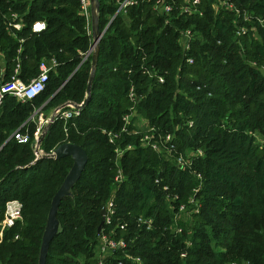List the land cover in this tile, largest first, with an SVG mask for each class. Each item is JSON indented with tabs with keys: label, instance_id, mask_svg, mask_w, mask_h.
Segmentation results:
<instances>
[{
	"label": "trees",
	"instance_id": "16d2710c",
	"mask_svg": "<svg viewBox=\"0 0 264 264\" xmlns=\"http://www.w3.org/2000/svg\"><path fill=\"white\" fill-rule=\"evenodd\" d=\"M228 1L264 18V0ZM213 2L203 0V15L181 16L167 24L152 3L142 1L110 23L116 2L100 0V29L107 30L91 99L79 116L52 123L42 141L46 151L73 142L89 156L72 196L59 207L60 229L46 264H97L98 227L114 190L116 212L110 227L117 238L128 241L141 264H264V27L233 10L216 11ZM80 8L79 0H0L5 79L18 58L24 81L37 75L42 59L55 57L59 62L41 95L27 102L9 95L0 107V207L11 199L23 204V223L6 230L0 243V264H39L52 199L74 162L70 156L34 162L33 140L21 143L15 134L33 137L37 120L31 116L38 108L50 113L68 100L85 99L92 55L84 58L92 33ZM12 13L24 22L16 36L7 25ZM36 20H45L47 29L34 33ZM243 25L249 30L238 35ZM187 28L194 37L185 51L179 38L180 30ZM132 86L139 98L136 104L129 97ZM134 104L129 130L143 118L157 133H173L174 155L144 146L146 127H137L139 133L123 132L110 143L104 130L120 132ZM118 147L125 150V179L119 185ZM198 149L203 155L191 167L177 166L178 154ZM175 194L179 198L171 197ZM194 195L199 212L190 222L176 220L180 204L193 207L189 199ZM139 216L152 217L154 228L139 226ZM117 223H127V229ZM174 226L182 227V233Z\"/></svg>",
	"mask_w": 264,
	"mask_h": 264
},
{
	"label": "built area",
	"instance_id": "2783aa9c",
	"mask_svg": "<svg viewBox=\"0 0 264 264\" xmlns=\"http://www.w3.org/2000/svg\"><path fill=\"white\" fill-rule=\"evenodd\" d=\"M150 2L152 3L153 9L162 17H165L167 24L172 20H177L181 16H189V15H203V10L201 6L203 5V0H115L117 10L111 19L110 23L113 19L119 14H126L129 7L139 4L140 2ZM80 2V13L84 15L87 19L90 33H92L91 26V0H79ZM220 7H224L229 10L235 11V13L239 16H243L245 21L255 20L260 26L264 27V18L263 17H253L248 12H242L241 9L237 8L233 3L228 0H214L213 8L218 11ZM253 22V21H252ZM109 23V24H110ZM108 24V25H109ZM8 29L16 36V32L22 30L24 27L23 19L20 17L18 13H12L10 20L7 22ZM108 27V26H107ZM255 28V27H254ZM32 31L34 33H40L47 29V23L45 20H36L32 24ZM253 29V28H252ZM248 27L246 25L240 26L237 29L238 35L246 34L248 31ZM194 37V33L192 29H181L180 30V38L179 43L185 51H188L191 47V41ZM24 38L20 39V42H24ZM21 50V49H20ZM19 50V52H20ZM90 55L89 51L85 54L84 60ZM189 63H194V59L189 57L187 59ZM5 58L4 53L0 51V107L3 104V101L6 96H14L18 100L22 102H27L37 98L41 95L46 87L47 83L50 79V74L53 70L57 68L59 62L55 57L50 59L44 58L40 61L38 65V73L33 76L29 81H24L20 77L21 73V61L18 58L17 63L14 68V72L10 76L9 79H5ZM264 74V66L261 68ZM149 72V71H148ZM164 76H159V81L164 82ZM201 87L198 86V89ZM130 99L136 104L138 101V96L136 95L135 89L132 86L129 91ZM83 101L80 103L68 100L64 104L55 107L52 110V113L49 115L45 114L43 111L38 110L32 116L31 119L37 120V127L33 133V137L30 136L28 132L24 133L21 131H17L15 134L16 139H18L21 143H28L30 140L32 141V150L35 156L34 162L43 157H55V148L50 151H46L42 147L43 135L47 133L48 128L58 119H63L66 122L74 117L80 115L81 105ZM135 104L131 106L130 112L124 115L123 117V128L120 132L108 131L104 130V133L107 134L110 143L115 144L117 139L123 132L128 133H139L138 128H144L142 130L141 142L144 146H149L153 150L158 152H166L169 155H174L177 151V144L175 142V135L173 133H157L153 127H148V122L141 118V122L144 124L140 125L139 119L133 124L137 127L129 130V126L132 124L133 116L135 115ZM192 124V122L190 123ZM67 128L65 131L67 132ZM131 148L128 146L127 149ZM125 150L118 147L116 149V165H117V175L115 177L117 185H119L122 181H124L125 177L123 175V170L121 168V157L124 154ZM203 151L201 149L190 151L186 154L180 153L175 157L176 164L179 168L185 169L191 167L194 163L195 158L198 156H202ZM33 162V163H34ZM198 178L202 179V175L200 173L197 174ZM156 183L160 184V179H156ZM163 189L165 191L169 190V186L167 184L163 185ZM199 188H196L195 191L198 192ZM116 190L113 191L111 199L108 201L105 206L106 214H105V222L99 232V243H98V252H97V264H114V260L118 259L116 264H141L142 259L140 256H135L128 249V241L124 237L117 238L115 228H111L110 226L113 224V216L116 212L114 196ZM170 197V195H169ZM173 199L179 198L178 194L171 196ZM189 204H192V208L189 209L187 204L182 203L179 206V211L176 214V220L182 218V214L185 212L189 214L192 218V214L199 212L200 203L196 199L195 195L190 197ZM23 204L19 199H11L8 200L4 207H0V243L4 240L6 230L13 228L18 222L23 223ZM137 223L139 226L145 228L146 230H152L154 228V219L152 217L139 216L137 218ZM117 226L123 230L127 229V223H117ZM177 233H182L183 228L180 226L172 227ZM19 236L17 235L16 238ZM120 254V256H118ZM185 256V253L182 254Z\"/></svg>",
	"mask_w": 264,
	"mask_h": 264
},
{
	"label": "water",
	"instance_id": "95a60500",
	"mask_svg": "<svg viewBox=\"0 0 264 264\" xmlns=\"http://www.w3.org/2000/svg\"><path fill=\"white\" fill-rule=\"evenodd\" d=\"M99 12H100V0H91L92 46H91V49L89 50V53L92 55V66H91V73L89 77L88 87H87V94H86L85 99L83 100V104L81 105L82 109L86 107V105L89 103L91 99L92 84H93V81L96 75L97 64H98L99 53H100V42H101V39L104 33L107 30V28H105L104 30L100 29V23H99L100 13ZM73 74L68 78V80L73 76ZM54 95L52 97H54ZM45 135L46 133L43 135V137ZM66 156L72 157L74 162H73V165L70 171L65 177L62 185L60 186V188L55 193L52 199V204H51V208L49 211L47 224H46V227L43 233L42 245L40 249L39 264H46L50 243L57 236L59 232L60 221L58 219L57 213L61 205V202L65 197L72 196L73 194L72 189L74 185L78 182V180L81 178L82 173L84 172L87 166L88 160H89L87 151L81 145L73 143V142H65V143L58 145L55 148V157L53 158L61 159ZM105 214H106V210L103 209L102 210L103 219H102L101 224L98 227V232H101V229L104 225Z\"/></svg>",
	"mask_w": 264,
	"mask_h": 264
},
{
	"label": "rangeland",
	"instance_id": "374dc122",
	"mask_svg": "<svg viewBox=\"0 0 264 264\" xmlns=\"http://www.w3.org/2000/svg\"><path fill=\"white\" fill-rule=\"evenodd\" d=\"M42 109V107H40V108H38L36 111H38V110H41ZM35 111V112H36ZM45 113H47L48 114V112H45ZM139 119V121L141 120V118H138ZM262 139V138H261ZM193 151V150H192ZM190 152V151H189ZM188 153V152H187ZM182 218H184L185 220H187V221H189L190 222V220L192 219L191 217H190V215L189 214H186L185 212L182 214Z\"/></svg>",
	"mask_w": 264,
	"mask_h": 264
},
{
	"label": "crops",
	"instance_id": "0c3cea01",
	"mask_svg": "<svg viewBox=\"0 0 264 264\" xmlns=\"http://www.w3.org/2000/svg\"><path fill=\"white\" fill-rule=\"evenodd\" d=\"M41 111H42V110H41ZM51 113H52V111H51L50 113H48V114L50 115ZM144 120H145V119H144ZM141 121H142V120H141ZM141 121H140V122H141ZM144 123H145V121H144V122H141L140 125H141V124H144Z\"/></svg>",
	"mask_w": 264,
	"mask_h": 264
}]
</instances>
